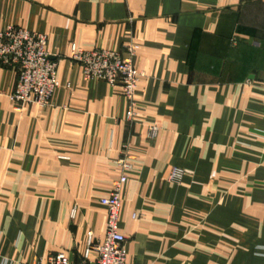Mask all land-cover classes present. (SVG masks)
<instances>
[{"label":"crops","instance_id":"1","mask_svg":"<svg viewBox=\"0 0 264 264\" xmlns=\"http://www.w3.org/2000/svg\"><path fill=\"white\" fill-rule=\"evenodd\" d=\"M10 26L47 35L61 87L46 108H17V72L0 66V264L83 260L126 143L129 264H264V0H0ZM131 42L133 124L122 89L70 59L72 44ZM172 167L188 171L179 184Z\"/></svg>","mask_w":264,"mask_h":264},{"label":"built area","instance_id":"2","mask_svg":"<svg viewBox=\"0 0 264 264\" xmlns=\"http://www.w3.org/2000/svg\"><path fill=\"white\" fill-rule=\"evenodd\" d=\"M46 34L30 32L20 27L10 26L0 33V66L15 69L17 85L9 100L17 108L35 105L46 108L50 105L56 90L61 87L58 78L57 64L51 60L47 50ZM140 46L127 43L125 54L115 50H85L72 44L70 59L83 69V77L87 80L104 81L112 87H120L128 101L125 121L134 123L143 117V109L136 103L138 83L142 76L134 63ZM159 128L150 126L147 139L155 140ZM127 143L123 148V156L117 161L120 175L113 182L111 192L100 199L106 209V227L103 240L95 241L92 231L87 234V248L83 260L73 262L69 255L60 252L50 255L38 264H129L127 238L119 232V214L123 200V186L128 180V172L132 170L129 163ZM188 175V171L180 167H172L167 182L179 184ZM76 214L73 211L72 216Z\"/></svg>","mask_w":264,"mask_h":264}]
</instances>
